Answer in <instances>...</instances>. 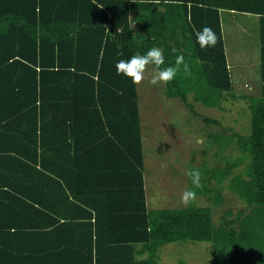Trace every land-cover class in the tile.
<instances>
[{
    "label": "trees",
    "instance_id": "obj_1",
    "mask_svg": "<svg viewBox=\"0 0 264 264\" xmlns=\"http://www.w3.org/2000/svg\"><path fill=\"white\" fill-rule=\"evenodd\" d=\"M222 10L258 16L260 90L247 135L212 136L247 159L229 186L251 212L214 224L208 205L148 209L137 89L115 64L156 46L174 66L175 47L188 90L220 104ZM204 26L215 47L197 43ZM229 170L203 173L206 200L223 202L209 182ZM179 240L211 242L212 264H264V0H0V264H160Z\"/></svg>",
    "mask_w": 264,
    "mask_h": 264
},
{
    "label": "rangeland",
    "instance_id": "obj_2",
    "mask_svg": "<svg viewBox=\"0 0 264 264\" xmlns=\"http://www.w3.org/2000/svg\"><path fill=\"white\" fill-rule=\"evenodd\" d=\"M225 20L226 14L222 12L224 25ZM257 25L255 20V27ZM229 38L234 46V55L230 54V57L236 59H228L233 90L232 93H222L224 99L220 104L208 106L200 100V93L190 91L191 87L188 90V85H198L193 68L189 74L182 70L176 76L179 82L174 79L166 86H152L147 79L141 85H136L148 209L185 207L180 203L181 193L191 187L184 175L185 169H199L203 177L207 170L230 168L221 183L218 184L215 179L209 182L210 187L214 185L221 190V204H215L210 198L206 200L199 190L197 194L202 198L203 205L212 209L214 224L226 219L235 220L237 215L244 217L251 212V207L229 186V179L233 175L244 172L247 159L239 160L243 158L242 153L232 143L223 147L218 144L222 139L217 142L212 137L215 133H223L226 137L236 131L247 135L251 128L249 98L259 95V54L251 52V59H244L246 52L242 38L238 35ZM252 83L255 85L252 86ZM168 90L184 91L186 103L178 96H170ZM205 179H202L203 188ZM234 226H237V221ZM211 246L209 241L168 242L158 247L159 263L212 264Z\"/></svg>",
    "mask_w": 264,
    "mask_h": 264
},
{
    "label": "clouds",
    "instance_id": "obj_3",
    "mask_svg": "<svg viewBox=\"0 0 264 264\" xmlns=\"http://www.w3.org/2000/svg\"><path fill=\"white\" fill-rule=\"evenodd\" d=\"M164 2L169 3V0H164ZM155 3H160V0H155ZM195 36L201 49L215 47L218 42L217 34L210 26H204L196 31ZM171 53L176 55L174 66L162 67L165 64L164 49L153 46L147 50L146 54L137 53L129 59H120L115 64V69L118 75L128 78L133 85H141L147 79L152 86H166L180 73L181 66L186 74L190 73L189 65L185 63L183 54H177L179 50L175 47L171 49ZM120 55L123 56V53ZM184 175L190 181L191 187L181 193L180 203L185 207L202 206L204 202L197 194V190L203 188L201 171L196 168H187Z\"/></svg>",
    "mask_w": 264,
    "mask_h": 264
},
{
    "label": "crops",
    "instance_id": "obj_4",
    "mask_svg": "<svg viewBox=\"0 0 264 264\" xmlns=\"http://www.w3.org/2000/svg\"><path fill=\"white\" fill-rule=\"evenodd\" d=\"M222 12L226 14L225 25L223 24V21H222ZM220 15H221L222 41L224 45V52H225V56L227 59V63H228V59L236 60L235 58L230 57V54L232 56L234 55V50H233L234 46L231 43V40L229 38V36L231 35H238L243 40V50L246 52V56L245 58L244 57L242 58L246 59L247 57H249V59H251V57L249 56L251 52L252 53L257 52L258 54H260V40H258L259 39L258 25L257 27H255V20L258 24L257 15L242 14V13H236V12L227 11V10H222ZM253 18H256V19H253ZM251 23L253 24L252 27H250ZM231 28H236L237 30H232ZM242 32L244 33L243 35L241 34ZM249 41H252V43H249ZM259 64H260V57H259ZM251 85L254 86L255 84L252 83ZM259 90H260V87H259Z\"/></svg>",
    "mask_w": 264,
    "mask_h": 264
}]
</instances>
